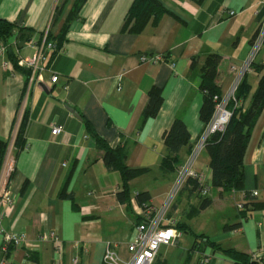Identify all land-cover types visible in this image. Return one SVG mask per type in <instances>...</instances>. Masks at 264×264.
<instances>
[{
	"label": "crops",
	"instance_id": "1",
	"mask_svg": "<svg viewBox=\"0 0 264 264\" xmlns=\"http://www.w3.org/2000/svg\"><path fill=\"white\" fill-rule=\"evenodd\" d=\"M134 1L85 0L63 32L75 0H0V19L29 31L23 40L14 34L0 42L5 49L0 56V141L8 145L0 172V260L104 264L110 246L128 261L127 245L143 212L135 195L142 192L150 197L145 206L153 208L172 197L167 217L176 220L181 233L174 245L160 247L154 264H198L205 256L212 264H232L202 242L194 246L195 235L264 259V109L244 154L242 190L226 193L211 187L205 145L193 169L210 187L211 204L197 212L202 199L190 184L174 191L178 173L206 127L200 119V79L190 69L191 61L196 58L201 65L208 55H219L217 83L221 96L229 94L238 74L232 67L245 65L253 35L264 25V0H159L166 13L138 34L122 30ZM60 36L63 43L57 48ZM44 42L55 51L45 50L46 61L33 77L30 70L4 66L9 54L29 59ZM142 57L161 60L150 64ZM254 62L264 65V43ZM52 76H57L55 83ZM245 81L253 91L259 76L249 70ZM153 88L161 90L162 106L154 117L144 118ZM251 96L243 101L245 108ZM24 116V144L18 151L14 141ZM176 119L190 140L179 153L176 171L166 173L159 168L165 155L162 134ZM85 122L110 148L123 147L127 167L151 169L128 182V203L118 200L120 175L104 165V153ZM54 126L62 132L52 135ZM7 156L14 168L4 181ZM4 194L12 198L10 206L1 205ZM239 202L246 203L245 209H237ZM226 225L238 227L223 230ZM1 231L24 234L26 245L9 247L4 254ZM48 232L58 237L59 254L52 242L41 240Z\"/></svg>",
	"mask_w": 264,
	"mask_h": 264
},
{
	"label": "trees",
	"instance_id": "2",
	"mask_svg": "<svg viewBox=\"0 0 264 264\" xmlns=\"http://www.w3.org/2000/svg\"><path fill=\"white\" fill-rule=\"evenodd\" d=\"M85 0H75L73 7L70 10L63 32L66 31L67 23L76 15L79 8ZM197 4H201L203 0H192ZM166 13L159 0H135L130 7L122 30L138 34L149 21L157 23L159 19ZM26 31V32H25ZM259 29L253 35L252 42L256 38ZM14 34H18L19 40L26 38L29 34L24 28H19L16 24L10 23L6 20L0 19V42L6 43ZM47 39H52L51 35H47ZM28 41V39H24ZM63 43V36H60L56 47L59 48ZM8 60L13 64L15 69H22L18 66V59L14 54L8 55ZM221 57L216 54L208 55L201 65H197V59L191 61L190 69L196 70L200 79L199 90L203 93V104L200 110V119L207 125L215 111V103L213 102L214 96H221L220 86L217 83L219 64ZM250 70H254L258 76L259 81L257 86L252 91L251 87L245 81V76L242 77L238 84L234 97L236 104L231 102L228 108L231 111V117L221 133H214L209 136L206 141V147L210 151L209 168L211 170V187L213 189H221L223 192L240 191L243 189V158L251 137L252 130L258 120L260 114L264 109V65L255 63L250 64ZM249 93H252L251 101L248 107L243 106V101L247 98ZM161 90L153 88L148 93L147 106L145 107L143 117H154L162 106ZM88 131L93 132L91 125L85 122ZM24 128L25 116L19 126L17 135L14 141V148L21 150L24 144ZM98 147L103 151V162L106 168L110 171H116L121 178V190L117 194L118 200L126 204L129 202V188L128 182L148 174L151 169L149 168H129L125 164L126 154L123 147L115 149L110 148L102 139L92 133ZM190 134L184 123L176 119L173 121L169 129L165 130L162 134V141L165 146V155L160 161L159 168L166 173H174L180 164L179 153L182 148L188 145ZM8 145L0 141V172L6 156ZM191 185L192 190L197 192L199 184L195 179L187 181ZM202 202L197 212L207 208L211 201L209 198L201 197ZM147 192L137 193L135 200L138 205L145 208V203L149 200ZM238 225L224 226L223 230L236 228ZM176 228L179 229L176 224ZM203 243L204 246L211 247L214 251H219L224 256L231 259L232 264H260L259 261L252 259L249 255L234 249H222L218 245L210 242L203 236H194V246L198 243ZM198 264H203L201 260ZM212 264V263H209Z\"/></svg>",
	"mask_w": 264,
	"mask_h": 264
},
{
	"label": "built area",
	"instance_id": "3",
	"mask_svg": "<svg viewBox=\"0 0 264 264\" xmlns=\"http://www.w3.org/2000/svg\"><path fill=\"white\" fill-rule=\"evenodd\" d=\"M230 16L234 15V12L229 13ZM264 40V25L260 28L256 38L254 39L251 45L250 55L245 65L238 70L236 67H232V70L237 71V80L234 83L229 94L225 96H214L213 102L215 103V111L210 120L206 125L204 132L199 140V143L196 145L193 152L189 155L186 163L183 165L182 169L178 173L176 185L174 191H177L182 187L189 179L197 180L199 184L198 194L201 197H206L210 192V187L205 184L203 175L196 172L193 169V163L199 154V152L204 148L207 139L210 135L214 133H221L224 131L230 117L231 111L228 108V104L233 102L236 104V99L234 97L235 90L240 83L244 74L250 70V64L254 61V56L260 50ZM47 52L55 51V46L50 42H44L41 46L37 47V52L29 59L20 60L18 59V66L22 69H27L31 71L32 77L34 76L36 70L46 61ZM5 49L3 46H0V56H3ZM142 61H147L150 64L157 63L161 60L160 57H151V58H141ZM4 66L9 69L14 68L13 64L10 61L4 63ZM120 80V77L118 78ZM52 83L57 81V76L51 77ZM62 132V129L58 126H54L51 130L52 135H58ZM13 159L10 156H7V159L4 164L2 177L4 181L10 176L13 171ZM173 191V192H174ZM172 192V194H173ZM257 193L253 192L252 197H256ZM171 196L168 201L160 208H153L151 206H145L142 208L143 212L141 214V221L135 227L131 240L127 245V251L130 255L128 261H123L115 250L108 246L106 247L103 255L104 264H154L157 257L158 251L161 246L164 245H174L181 233L176 228V220L168 219L167 214L170 209ZM12 204V198L4 194L1 199L2 206H10ZM245 202H239L236 204L237 209H245ZM2 235V251L4 254L7 253L9 247L19 248L26 245V237L24 234L19 233H6L1 231ZM41 240L52 242L56 253H60L62 250L60 241L58 237L53 232H48ZM260 264H264V259L257 260ZM76 263V260L74 261ZM201 262L203 264L211 263L209 257H202ZM0 264H11L10 260L7 257L0 260Z\"/></svg>",
	"mask_w": 264,
	"mask_h": 264
},
{
	"label": "water",
	"instance_id": "4",
	"mask_svg": "<svg viewBox=\"0 0 264 264\" xmlns=\"http://www.w3.org/2000/svg\"><path fill=\"white\" fill-rule=\"evenodd\" d=\"M73 114H74V116L76 117V118H78V115L76 114V113H74V111H72L71 109H69ZM4 168V167H3Z\"/></svg>",
	"mask_w": 264,
	"mask_h": 264
},
{
	"label": "rangeland",
	"instance_id": "5",
	"mask_svg": "<svg viewBox=\"0 0 264 264\" xmlns=\"http://www.w3.org/2000/svg\"><path fill=\"white\" fill-rule=\"evenodd\" d=\"M263 43H264V40H263ZM260 50H261V48H260ZM260 50H259V51H260ZM259 51H258V52H259ZM258 52H257V54H255V56H254V59H253V60H255V59H256V57H257V55H258ZM255 63H256V62H255Z\"/></svg>",
	"mask_w": 264,
	"mask_h": 264
}]
</instances>
